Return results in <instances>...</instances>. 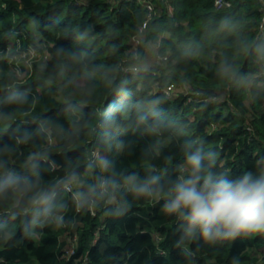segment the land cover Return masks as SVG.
I'll return each instance as SVG.
<instances>
[{
	"label": "trees",
	"instance_id": "16d2710c",
	"mask_svg": "<svg viewBox=\"0 0 264 264\" xmlns=\"http://www.w3.org/2000/svg\"><path fill=\"white\" fill-rule=\"evenodd\" d=\"M227 1L229 8L215 7L214 0H153L158 15L146 24L145 11L136 0H0V98L16 84L27 90L30 101L36 99L32 114L63 119L64 104L79 103L83 69L79 75L72 69L68 85L60 79L49 83L48 77L57 72L63 52L80 50L89 64L101 69L90 102L83 105L86 118L94 119L97 109L123 118L124 109L134 111L143 100L156 97L171 122L162 137L128 131L130 148L116 156L119 169L143 174L145 148L159 144L150 163L175 175L183 141L192 138H203L206 147L217 149L219 170L254 167L264 157V85H234L219 77L218 67L231 57L246 73L258 71L241 48L244 40L261 34V5L259 0ZM225 16L239 21L237 30L218 35ZM142 26L145 37L136 55L141 56L149 43L154 49L159 46L156 55L166 62H151L146 72L125 73L124 68L134 63L132 39ZM11 46L14 54H26L29 47L41 51L44 61L32 60L29 71L21 68L22 76H15L8 62ZM110 81L119 88L113 89ZM169 85L178 90L165 94ZM221 97L224 101L217 103ZM25 123L31 126V115L19 117L13 132ZM13 132L6 134L9 143ZM69 154L75 158L81 153L75 148L54 153L50 175L60 172ZM67 216L61 228H37L35 239L24 235L20 221L14 222L19 238L0 241V264H264V236L193 246L189 257L178 244L175 222L141 201L122 216L108 215L103 208L70 210ZM10 223L0 219V224ZM68 245L71 250L66 252Z\"/></svg>",
	"mask_w": 264,
	"mask_h": 264
},
{
	"label": "clouds",
	"instance_id": "9594fccd",
	"mask_svg": "<svg viewBox=\"0 0 264 264\" xmlns=\"http://www.w3.org/2000/svg\"><path fill=\"white\" fill-rule=\"evenodd\" d=\"M238 24L225 16L218 35L235 32ZM241 51L258 71L246 73L233 58L225 57L218 67L219 77L244 88L264 85V31L244 40ZM130 67L143 70L145 58L135 56ZM73 68L77 75L83 69L80 99L64 104L63 119L32 114L36 99L30 101L27 90L16 84L0 98V219L12 222L0 224V241L19 238L16 221L25 236L35 239L37 228L64 226L70 210L103 208L108 215L122 216L136 201L158 207L175 222L178 244L189 257L194 254L193 246L199 249L240 237L264 236V157L254 167L219 170L217 149L206 147L203 138H192L183 141V158L176 162L175 175L150 163L159 144L145 148L143 174L121 170L116 156L130 148L131 141L125 136L128 131L162 137L171 122L162 114L156 97L143 100L134 111L124 109L123 118L104 109H97L94 119L86 118L83 105L90 102L94 78L101 71L87 62L86 53L63 52L57 72L48 81L71 84ZM109 83L113 89L119 88L114 81ZM28 115L31 126L25 123L13 132L15 121ZM9 132H13L10 143L6 139ZM73 148L81 154L75 158L67 155L60 172L50 175L53 154Z\"/></svg>",
	"mask_w": 264,
	"mask_h": 264
},
{
	"label": "built area",
	"instance_id": "2783aa9c",
	"mask_svg": "<svg viewBox=\"0 0 264 264\" xmlns=\"http://www.w3.org/2000/svg\"><path fill=\"white\" fill-rule=\"evenodd\" d=\"M138 2V4L143 8V10L145 11V23H149L151 22V20L153 19V17H155L156 15H158V12L153 4V0H136ZM260 5H261V12H262V17H261V22H260V33L262 31H264V0H259ZM214 6L217 8H229L230 7V2L227 0H214ZM172 11V9H171ZM145 34H144V26L140 27L137 34L133 37L132 42L134 45L133 48V53L136 55V46L139 45V43H141L142 40H144ZM159 48V46L155 47V56H154V63L157 64L158 66H161L163 63L166 62V58L165 57H160L158 55H156L157 49ZM30 49L28 50V53H30ZM27 54V52H26ZM26 54H22V55H26ZM124 72L125 73H131V74H137L140 72L139 69H133L131 67H125L124 68ZM173 89V85H169L164 89V93L169 95L171 93Z\"/></svg>",
	"mask_w": 264,
	"mask_h": 264
},
{
	"label": "rangeland",
	"instance_id": "374dc122",
	"mask_svg": "<svg viewBox=\"0 0 264 264\" xmlns=\"http://www.w3.org/2000/svg\"><path fill=\"white\" fill-rule=\"evenodd\" d=\"M28 28H30V30L33 29L31 26H28ZM9 50L10 51L8 53V55H9L8 62L12 64L11 70H12V72L15 73L14 75L15 76H18V77H21L22 76V74L20 73L21 68L25 69L26 71H29V69H30V62L32 60L38 59L39 61H41V60L44 61L43 60L44 58H42V57L45 54H43L41 51H38L37 52V51H35V49H32V48L30 49V53L27 52L26 55L17 54V53L14 54L13 51L15 52L16 49L14 47H12V46L9 47ZM39 50H41V49L39 48ZM154 50L155 49L153 48V45L151 46L149 43L144 46V50H143V53H142L141 56L145 58V64L147 65V67H148V65L151 62L154 61V56H155ZM38 60H37V62H38ZM146 68H144V70H143L144 72H146ZM173 89H172V91H173ZM177 90H178V88L175 87L174 91H177ZM217 100H219L220 102L217 101ZM217 100H216L217 103H221V102L224 101V97H221V98H219ZM66 241H67V238H66L65 242ZM70 250H71V246L68 245L67 248H65V251L66 252H69ZM262 251H264V249Z\"/></svg>",
	"mask_w": 264,
	"mask_h": 264
},
{
	"label": "crops",
	"instance_id": "0c3cea01",
	"mask_svg": "<svg viewBox=\"0 0 264 264\" xmlns=\"http://www.w3.org/2000/svg\"><path fill=\"white\" fill-rule=\"evenodd\" d=\"M154 54H155V50H154Z\"/></svg>",
	"mask_w": 264,
	"mask_h": 264
}]
</instances>
